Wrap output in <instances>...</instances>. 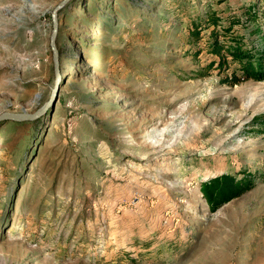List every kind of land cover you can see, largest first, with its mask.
Returning <instances> with one entry per match:
<instances>
[{
	"label": "rangeland",
	"instance_id": "374dc122",
	"mask_svg": "<svg viewBox=\"0 0 264 264\" xmlns=\"http://www.w3.org/2000/svg\"><path fill=\"white\" fill-rule=\"evenodd\" d=\"M60 1L0 0V114L54 102L0 122V264H264V80L227 52L263 0H72L57 79Z\"/></svg>",
	"mask_w": 264,
	"mask_h": 264
},
{
	"label": "trees",
	"instance_id": "16d2710c",
	"mask_svg": "<svg viewBox=\"0 0 264 264\" xmlns=\"http://www.w3.org/2000/svg\"><path fill=\"white\" fill-rule=\"evenodd\" d=\"M264 2V0H263ZM255 19L258 18L257 12H251ZM215 20V19H213ZM259 29V26L257 27ZM235 48V49H232ZM215 52L221 55L219 64L225 61V55L221 53L220 47L216 45ZM233 61L238 64V69L233 71V78L236 80L238 70L242 72L243 77L254 78L255 80H264V45L252 46L249 49L241 47L228 46ZM251 186V179L248 176L240 180L233 178L231 175L222 174L212 177L201 183V190L206 201L212 208H218L221 204L228 202L238 196L243 190Z\"/></svg>",
	"mask_w": 264,
	"mask_h": 264
},
{
	"label": "water",
	"instance_id": "95a60500",
	"mask_svg": "<svg viewBox=\"0 0 264 264\" xmlns=\"http://www.w3.org/2000/svg\"><path fill=\"white\" fill-rule=\"evenodd\" d=\"M70 1L72 0H61L54 8L51 13L52 17V31L50 34L49 44L52 49V59L54 63V71L56 78L59 79L61 72H60V65H59V53L56 46V36L58 33V13L59 11L65 7ZM54 102L51 100L47 101L41 110L33 112V113H25V112H4L0 114V122L4 120H15V121H31L37 118L42 111L46 108L53 106Z\"/></svg>",
	"mask_w": 264,
	"mask_h": 264
}]
</instances>
